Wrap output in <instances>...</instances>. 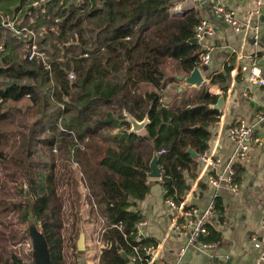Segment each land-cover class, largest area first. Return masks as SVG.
<instances>
[{"label":"trees","instance_id":"1","mask_svg":"<svg viewBox=\"0 0 264 264\" xmlns=\"http://www.w3.org/2000/svg\"><path fill=\"white\" fill-rule=\"evenodd\" d=\"M27 1L30 0H0V11L21 12V18L27 23L37 13V9L26 5ZM45 1L46 24L54 23L57 17L62 18L57 31L49 36L53 35L60 44L69 42L68 46H63L64 49L51 54V71L39 62L29 61L26 56L18 61L6 49L0 52V167L4 170L3 178L12 182H17L22 177L21 173L27 175L31 194L34 195L33 202L28 206L23 202L12 203V211L25 208V218L33 215L40 222V230L47 241L51 264H66L62 233L64 203L59 193L60 170L56 163H52L43 178L41 170L46 164L28 160L30 148L33 143L52 148L57 142V135L65 138L72 136L69 130H60L57 121L52 123V120L76 111L75 104H80L81 96L91 91L87 86L99 89L104 80H111L117 75L120 81L118 90L80 111L86 124L85 138H97L84 144L74 141L71 148L73 161L82 171L89 198L103 207L101 214L110 225L122 226L121 229L107 227L103 241H111L112 246L102 248L99 264H128L134 246L154 242L143 235L136 238V224L143 220V216L133 208L135 198H144L150 189L152 159L158 156V164L164 171L161 179L164 189H170L173 195L174 185L181 199H185L191 188L189 178L196 176L199 157L210 146L211 128L222 116V111L215 108L220 95L211 93L209 89L217 85L227 91L233 66L226 65L222 71L215 73L208 84H203L181 104H166L159 89L179 82L177 75H189L197 66L196 61L202 52L199 44L189 41L194 37L200 21L195 7L171 14L169 9L181 0H84L83 7L76 0ZM37 18L39 21L31 25L45 26L40 14ZM96 21L102 24L98 25L102 27L99 31L102 33L101 42L99 38H94V27L91 26ZM85 53L88 55L84 56ZM169 64L174 73L168 72ZM71 71L76 74L73 80L69 79ZM47 85L51 88L52 100L63 104L64 108L59 104L50 107V96L44 91ZM146 85L156 89H147ZM27 95L31 106L17 110L23 113L24 120L17 121L13 115L11 119L7 111H2L3 102L17 103ZM104 106L123 119H127L124 110L139 121L148 117L145 133L130 131L132 124L127 119L124 138L107 140L100 146L98 138L101 132L111 126L104 122L96 123L95 116L104 115ZM29 115L35 118L31 123ZM7 121L18 129H13L12 133L3 131L1 126ZM19 128H24V131ZM46 131L53 134L45 135ZM18 136L22 141L18 150L10 155L2 147L10 144L16 147ZM189 149H193L198 156H193ZM20 151H26L25 157L18 156ZM10 168L12 171H9ZM238 176L236 173L237 181ZM75 185L77 188L78 181ZM78 196L81 199L80 191ZM215 203L216 211H223L219 196ZM208 227L210 232L205 241L220 243L221 233L210 224ZM34 262L33 256L31 264ZM0 264L24 262L14 254L5 257L0 247ZM137 264H145V261Z\"/></svg>","mask_w":264,"mask_h":264},{"label":"crops","instance_id":"2","mask_svg":"<svg viewBox=\"0 0 264 264\" xmlns=\"http://www.w3.org/2000/svg\"><path fill=\"white\" fill-rule=\"evenodd\" d=\"M224 1L236 10L240 19L247 18L252 0ZM187 2L192 4L188 8L195 7L199 17L207 19L215 28L214 34L205 39L203 46L200 45L202 51L206 47H212L211 62L203 66L207 74L205 76L202 71L204 84H208L211 77L222 71L226 65L236 68L231 72L227 91L224 92L217 85L210 87L214 93L220 91L219 95L224 96V103L220 109L222 118L211 128L213 136L208 148V150L213 148L216 142L217 153L222 159L217 171H221L235 149V144L228 134L229 125L239 118L253 121L256 109H264V87L246 79L250 71L244 73L239 69V63L249 64L250 56L255 53L259 55L260 67L264 69V16H257L254 20L261 29L260 44L259 47H255L251 39L244 43L243 33L234 31L207 2L182 0L179 3H184L186 7ZM14 40L21 47L22 57H25L24 46L17 39ZM5 49L7 53H11L8 44ZM12 54L17 60L16 53L12 51ZM201 86L194 85L197 88ZM143 129L146 131L145 127ZM257 133L264 140V122L257 126ZM202 154L199 157L200 164L196 176L189 178L191 188L186 196L189 205L198 214H203L207 206L216 199V189L207 181L208 173L205 171L198 179L202 171ZM237 173L240 191L234 193L225 185L219 188L217 196L221 199L223 211L220 213L216 211L208 222L221 233L219 247L205 251L199 246L189 245L180 264H257L261 252L252 245L250 236L260 230V220L264 216V145L250 149L247 159L238 162ZM162 176L163 172L160 177L149 176L150 189L144 198H135L133 208L140 211L143 216L142 235L153 240L154 245L163 244L158 263L176 264L179 249L186 244L187 239L173 228V224L185 218L180 215L177 217V211L166 203L165 189L161 183ZM179 198L181 199L180 195ZM92 262L80 259L76 264H94ZM95 264H99V258Z\"/></svg>","mask_w":264,"mask_h":264},{"label":"rangeland","instance_id":"3","mask_svg":"<svg viewBox=\"0 0 264 264\" xmlns=\"http://www.w3.org/2000/svg\"><path fill=\"white\" fill-rule=\"evenodd\" d=\"M45 3L46 1L35 7V9H37V13L30 19L28 24H33L36 21H39V19L37 18V14H40V20H43L44 22L43 25H49L45 22ZM29 4L30 1H27L26 5L29 6ZM178 4L179 2L175 5V7H171L169 9V12L171 14L180 12L177 10L178 8H176ZM186 5V7L188 8V6L192 4L191 2H187ZM180 6L182 8L185 7L184 3L178 5V7ZM21 20L24 19L22 18ZM98 25L102 24L97 21L91 23V26L94 27V38H99L101 42L102 40L100 35H102V33H99V31L102 27H98ZM3 31L4 33H1V39L9 45V52L12 53V51H14L17 55L18 61L24 60L25 57H22L21 47L17 44V42H15L14 37L8 30ZM89 34L91 35V32H88V35ZM56 41L57 40L53 35L49 36L45 46L50 54L56 52L57 50L64 49L63 46L59 45L58 41ZM201 70L203 71V74L207 76L203 66H201ZM168 72L174 73L171 64H169ZM177 77L179 78V75H177ZM179 80V82L169 83L164 88L159 89L163 101L166 104H181L183 100L190 98L198 89L197 87H194V85L189 86V84H187L184 79L179 78ZM119 82V78L116 75L111 80H104L101 88L99 89L87 86L88 90L90 88L91 91L87 90L88 93L85 96L80 95V104H75L77 108L76 111L65 115L63 114L62 116L58 117V120H56L55 118L52 120V123H54V121H57V125L60 130H69L72 133V136L65 138L58 136L56 133L58 137L57 142L52 148H49L42 143H33L30 148L31 156L28 157V160L41 161L42 164H46V166L41 170V176L43 178H45L48 174L52 163H56L57 168L60 170H58L60 179L59 193L61 194L64 203L65 220L62 233L65 242L64 261L66 264H76L80 259H83L84 261L88 259L91 262L93 261L92 263L95 264L97 258H99L100 256L98 243L95 241V234L97 231L99 215L102 213L103 207L99 206L93 199L89 198L88 191L85 187V182L82 180V171L80 167L73 161L71 143L74 142L75 139H77L84 144L87 141L91 142L97 138L96 137L95 139L89 140L88 138H85L84 130L86 124L82 118L83 114L80 111L86 108L90 103L95 104L100 102L101 97H108L113 94L116 90H118ZM146 88L156 89L152 85H146ZM50 89L51 88L47 85L44 90L45 94L50 96V107L53 108L55 104L61 105L60 103H56L52 100L53 98H51ZM181 89H183V91H181ZM31 104V99L29 96H27L17 103H14L12 101H5L2 103L1 107L2 111H7L10 114L11 119L13 115L15 116L17 121H22L24 120V115L22 112H18L17 110H25L28 106H31ZM62 107L64 108V106ZM50 111L51 110H49V112ZM103 112L105 117L104 115L95 116L97 118L96 123L104 122L108 123L111 126L101 132V135L98 138L100 146H103L107 142V140H122L127 129L125 120L128 121L127 119H123L120 116L117 117V115H115L112 109L109 107L104 106ZM34 119V116L32 118V116L29 115L28 121L30 123L33 122ZM46 125L49 126V123H47ZM16 127L17 126L9 124L7 121V123L2 124L1 129L3 131L12 133L13 129H18ZM19 129L24 131V128ZM131 129L130 131H132ZM137 132L143 134L145 131L143 129ZM44 134L51 135L53 133L46 131V133ZM21 141L22 139L20 138V136H18L16 147H11L12 144H10L9 146L5 145L2 148H5V151H7L11 155L15 150H18V146L20 145ZM25 154L26 151H20L18 153V156L25 157ZM9 171H12V168H10ZM20 176L22 177H20L17 182H12V180L6 177L4 179V170H2V167H0V247L1 250L4 251L5 257L14 254L20 257L23 260L24 264H31L33 259L31 250H33L34 247L33 239L29 232V226L30 223L35 222L36 226L40 230V222L37 221V219L31 214L29 215L28 219L25 218V208L18 211H12V203L23 202L24 205L28 206L29 203L33 202L34 199V195L31 194L28 176L24 173H21ZM77 181L79 185L76 188L75 182ZM43 183L45 185V180L43 181ZM79 191L81 192V199H78ZM24 192H26V196H24ZM77 216H79V219L76 220ZM81 232L85 233L86 249L83 251H80L78 249V240L80 238Z\"/></svg>","mask_w":264,"mask_h":264},{"label":"built area","instance_id":"4","mask_svg":"<svg viewBox=\"0 0 264 264\" xmlns=\"http://www.w3.org/2000/svg\"><path fill=\"white\" fill-rule=\"evenodd\" d=\"M45 0H30L31 8L42 4ZM79 6L84 5V0H76ZM214 12L221 16L222 19L230 25L234 31L243 33V42L245 43L248 39L253 40L252 43L255 47H259L261 29L258 23L254 22L255 17L264 16V1L263 0H252V4L248 10V16L246 19L242 20L238 17L236 10L231 7L224 0H206ZM179 3L178 5H180ZM178 8L177 10L182 12V9L187 7ZM83 10V9H82ZM21 12L12 13L0 11V52L5 50L6 42L1 39L3 30H8L10 34L18 39L20 43L24 46L25 56L28 57L29 61H36L42 64V66L51 71L52 69V55L45 46V41L47 37L52 32H56L58 25L61 23L62 18L57 17L54 23L45 26H35L22 21ZM215 32L214 26L207 20L200 18L199 23L195 29L194 37L197 38V44L203 46L205 39L208 36L213 35ZM193 37V38H194ZM61 46H68L69 42H64ZM88 54L85 53L84 56ZM212 56V47H206L200 54L196 64L200 70L201 66L209 65L211 62ZM236 69V68H235ZM232 70V72L235 71ZM239 69L244 73L249 72L247 75V80L264 87V69L260 67L259 64V55L257 53L250 56V63H239ZM193 71V70H192ZM202 72V70H201ZM238 74V73H237ZM76 74L74 71L69 73V79H75ZM1 79V77H0ZM205 81V79H204ZM212 88H210V91ZM213 92V91H212ZM214 93V92H213ZM220 93V91H219ZM215 93V94H219ZM29 96V95H27ZM26 96V97H27ZM61 106H64L61 104ZM124 115L128 119V113L124 110ZM222 118V116H221ZM264 122V109H256L254 113V120L247 121L246 119L239 118L236 119L228 128V134L231 141L235 144V149L233 154L230 156L226 164L224 165L221 171H217V167L221 165L222 159L217 153V144L214 142V147L207 149L201 156L202 162V171L199 174L198 179H200L203 173L206 171L207 181L216 189V197L218 194L219 188L223 185L234 192L238 193L240 191V184L236 180V168L238 162H243L247 159L249 151L254 146L262 147L264 145V140L257 133V126ZM78 143L79 141L75 139ZM163 151H160L162 153ZM162 172L163 169L161 168ZM206 173V174H207ZM166 203L171 209L177 211V217L179 215L185 219L182 221H176L173 224V228L177 229L182 235L186 237V244L180 247L178 252V257L176 264H180L183 256L187 251L189 245L199 246L203 250H209L211 248L219 247L218 242H208L205 241V237L209 235L208 222L209 219L216 213V204L213 200L205 209L203 214L196 213V210L193 209L188 202V199H180L177 188L173 185V195L171 194L170 189H165ZM215 197V198H216ZM143 220L139 221L136 224V238L142 235L141 226L143 225ZM108 226L119 227L120 224H111L108 219L100 214L98 219L97 231L95 234V241L98 243L100 254L103 247L110 248L112 246L111 241H103V234L105 233ZM200 236H203L204 239H200ZM250 242L252 245L260 250V256L257 264H264V216L260 220V230L254 232L250 236ZM163 248V244H140L134 246V252L129 256L128 264H137L138 262L145 261V264H160L158 263L160 259V254ZM147 256V257H146Z\"/></svg>","mask_w":264,"mask_h":264},{"label":"water","instance_id":"5","mask_svg":"<svg viewBox=\"0 0 264 264\" xmlns=\"http://www.w3.org/2000/svg\"><path fill=\"white\" fill-rule=\"evenodd\" d=\"M206 0H200V2H205ZM192 44H197V38H192L189 40ZM253 41V40H251ZM180 79H184L185 82L189 85H196L200 86L204 84V77L202 75L201 70L198 67H195L193 71L189 75L181 74L179 75ZM224 103V96H219L217 104H215V108L221 109ZM128 120L132 124V131L137 132L139 130H142L147 122L149 121V118L146 117L144 120L139 121L135 117H133L131 114L128 113ZM193 156H198V154L193 150L189 149ZM151 172L149 173L150 177H160L162 175L161 167L158 164V157L157 155L152 159L151 162ZM37 227L36 223H31L29 226V232L33 239V256H34V264H51V257L50 252L48 249L47 241L45 239V236L41 230H36L34 233L32 232V228ZM38 228V227H37ZM200 239H204L203 236H200ZM78 249L80 251H83L86 249L85 245V233L81 232L80 238L78 240Z\"/></svg>","mask_w":264,"mask_h":264},{"label":"bare ground","instance_id":"6","mask_svg":"<svg viewBox=\"0 0 264 264\" xmlns=\"http://www.w3.org/2000/svg\"><path fill=\"white\" fill-rule=\"evenodd\" d=\"M36 230H39L37 227H33L32 228V232L34 233V231H36Z\"/></svg>","mask_w":264,"mask_h":264}]
</instances>
